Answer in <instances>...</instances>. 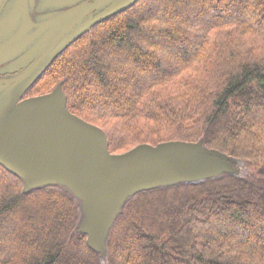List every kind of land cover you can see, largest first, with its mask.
I'll use <instances>...</instances> for the list:
<instances>
[{
	"label": "trees",
	"instance_id": "trees-1",
	"mask_svg": "<svg viewBox=\"0 0 264 264\" xmlns=\"http://www.w3.org/2000/svg\"><path fill=\"white\" fill-rule=\"evenodd\" d=\"M41 81L45 92L59 84L111 153L199 141L239 171L128 197L99 254L68 188L24 192L0 164V264H264V0H136L74 40ZM30 201L48 203L34 215Z\"/></svg>",
	"mask_w": 264,
	"mask_h": 264
},
{
	"label": "water",
	"instance_id": "water-1",
	"mask_svg": "<svg viewBox=\"0 0 264 264\" xmlns=\"http://www.w3.org/2000/svg\"><path fill=\"white\" fill-rule=\"evenodd\" d=\"M135 1L121 0L93 21L104 20ZM28 70L1 82L13 81ZM218 153L228 156L199 141L181 140L142 143L111 153L100 128L67 110L59 84L14 105L0 122V164L22 179L24 192L49 185L68 188L80 201L79 231L99 254L128 197L167 184L217 177L223 174H216ZM230 161L234 159H225L228 167Z\"/></svg>",
	"mask_w": 264,
	"mask_h": 264
},
{
	"label": "flooded vegetation",
	"instance_id": "flooded-vegetation-1",
	"mask_svg": "<svg viewBox=\"0 0 264 264\" xmlns=\"http://www.w3.org/2000/svg\"><path fill=\"white\" fill-rule=\"evenodd\" d=\"M120 1L4 0L0 4V122L14 105L51 91H43L41 85L46 69L74 40L100 22H94L95 18ZM28 68L23 76L1 82Z\"/></svg>",
	"mask_w": 264,
	"mask_h": 264
},
{
	"label": "rangeland",
	"instance_id": "rangeland-1",
	"mask_svg": "<svg viewBox=\"0 0 264 264\" xmlns=\"http://www.w3.org/2000/svg\"><path fill=\"white\" fill-rule=\"evenodd\" d=\"M166 68H167V67H163V70H165ZM53 88H54V87H53ZM53 88H52V89H53ZM49 91H50V90H49ZM119 153H120V152H119ZM227 158H230V157L218 153V160H217L216 165H215V168H216V174H218V173L221 174V173H225V172H230V173H232V174H237V173H238L239 168L237 167V165H238L239 161L236 160V159H234V161H230V162H229L230 165H229V167H228V166L226 165V163H225V159H227ZM236 161H237V162H236ZM0 186H1V184H0ZM2 186H3V185H2ZM32 201H33V200H32ZM32 201H30V202H29V205H27V206L37 208V209H36V212L34 213V215L37 214L38 212H40V210H42V208L45 207V206H43V205H45L46 203H48V201H42V202L36 204V203H32ZM38 210H39V211H38ZM24 213H25V212L22 211L21 215L24 216V215H25ZM19 221H21L20 218H19ZM73 256H75V258H76L77 260L80 259V260L83 261V259L81 258L80 255H78V256H77V255H73ZM65 263H68V262H65Z\"/></svg>",
	"mask_w": 264,
	"mask_h": 264
}]
</instances>
